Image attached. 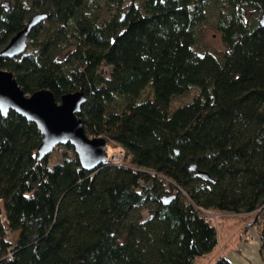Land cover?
<instances>
[{
    "label": "trees",
    "instance_id": "obj_1",
    "mask_svg": "<svg viewBox=\"0 0 264 264\" xmlns=\"http://www.w3.org/2000/svg\"><path fill=\"white\" fill-rule=\"evenodd\" d=\"M211 5L214 52L197 47ZM263 11L264 0H0V53L47 13L0 68L27 94L83 89L85 132L125 152L95 170L71 144L40 158L36 123L0 112V264H196L219 243L209 210L252 214L263 253ZM145 134L159 147L141 151Z\"/></svg>",
    "mask_w": 264,
    "mask_h": 264
},
{
    "label": "water",
    "instance_id": "obj_2",
    "mask_svg": "<svg viewBox=\"0 0 264 264\" xmlns=\"http://www.w3.org/2000/svg\"><path fill=\"white\" fill-rule=\"evenodd\" d=\"M46 17L45 12L33 15L0 54L14 57L23 53L31 30ZM260 23L264 24V11L260 16ZM86 99L83 89L65 93L59 101L48 89L27 94L12 71L0 68V112L7 116L13 110L36 123L42 134L38 147L40 158L49 155L59 145L71 144L81 164L88 170H95L108 158L107 139L101 136L91 137L85 132L83 120L78 113ZM200 174L208 176L204 172ZM170 199L167 198L166 201Z\"/></svg>",
    "mask_w": 264,
    "mask_h": 264
},
{
    "label": "rangeland",
    "instance_id": "obj_3",
    "mask_svg": "<svg viewBox=\"0 0 264 264\" xmlns=\"http://www.w3.org/2000/svg\"><path fill=\"white\" fill-rule=\"evenodd\" d=\"M220 7L211 5L209 13L204 23L197 27V47L200 49L207 48L214 52L223 49V41L220 33L215 29L216 19L218 17ZM44 25L47 21L44 20ZM198 93L197 87H191L186 93L173 98L172 107L179 106L190 102ZM115 142L111 140L107 144V152L109 155L118 154L121 147H114ZM159 145L153 140L152 136L145 134L143 137V146L141 151H150L158 148ZM207 217L211 219L212 224L216 226L218 231V245L209 253L199 256L196 264H212L218 257L227 253L232 257L238 254V264H264V252L260 251V240L257 228L253 227L252 214H233L226 212L207 211ZM147 216V212H144ZM253 225V226H252ZM18 232L11 233L8 238L14 241ZM238 248V252L235 250ZM237 253V254H236ZM236 254V255H235ZM236 264V263H235Z\"/></svg>",
    "mask_w": 264,
    "mask_h": 264
},
{
    "label": "built area",
    "instance_id": "obj_4",
    "mask_svg": "<svg viewBox=\"0 0 264 264\" xmlns=\"http://www.w3.org/2000/svg\"><path fill=\"white\" fill-rule=\"evenodd\" d=\"M124 158H125V152L122 149L118 154L114 153L109 156V159L111 161L119 163V164H121L124 161ZM207 218L209 219V217Z\"/></svg>",
    "mask_w": 264,
    "mask_h": 264
},
{
    "label": "crops",
    "instance_id": "obj_5",
    "mask_svg": "<svg viewBox=\"0 0 264 264\" xmlns=\"http://www.w3.org/2000/svg\"><path fill=\"white\" fill-rule=\"evenodd\" d=\"M236 254H237V253H236ZM236 254H235V255H236ZM227 255H229V254H227ZM239 257H240V256H239L238 254L235 256V258H234V256L232 257V255H231V256L229 255V258H231V260H232L234 263H236V264H238L236 261H238V262L241 261V260H239Z\"/></svg>",
    "mask_w": 264,
    "mask_h": 264
}]
</instances>
